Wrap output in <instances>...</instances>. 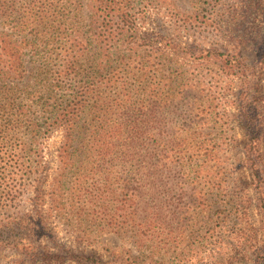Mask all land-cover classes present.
Returning a JSON list of instances; mask_svg holds the SVG:
<instances>
[{
    "label": "rangeland",
    "instance_id": "obj_1",
    "mask_svg": "<svg viewBox=\"0 0 264 264\" xmlns=\"http://www.w3.org/2000/svg\"><path fill=\"white\" fill-rule=\"evenodd\" d=\"M128 1L134 34L111 21L98 0H62V12L53 0H0V41L9 45L1 114L9 101L42 126L32 139L0 120V224H17L12 236L24 241L0 247V264H41L25 260L33 247L57 256L52 264H92L91 257L106 264H253L251 253L264 246L252 161L259 142L264 171V0H119L122 10ZM100 23L109 40L96 35ZM69 45L111 63L108 77L147 75L155 89H166L165 117L151 129L150 145L115 147L132 130L113 128L106 149L76 142L78 156L66 169L64 126L45 130L44 111L52 119L54 107L38 106L43 92L33 79L53 78L60 49ZM111 112L114 120L122 116ZM99 120L90 115L79 124ZM178 145L179 156L172 151ZM175 199L173 220L166 211L146 224L144 214L133 217L137 206Z\"/></svg>",
    "mask_w": 264,
    "mask_h": 264
},
{
    "label": "trees",
    "instance_id": "obj_2",
    "mask_svg": "<svg viewBox=\"0 0 264 264\" xmlns=\"http://www.w3.org/2000/svg\"><path fill=\"white\" fill-rule=\"evenodd\" d=\"M98 1L100 2L99 6H101L105 12L111 14V21L114 18L116 19L117 26L120 27L123 32L133 34L136 32L135 18H133L132 15H129L130 12L125 14V11L130 10L132 7L131 1H128L127 7L123 10L119 0ZM53 2H55L58 11L62 12V6L60 5L62 4V0H53ZM101 23L99 24V28H97L101 33H96V35H98V37L103 36L105 37V40H109L112 37V34L103 31ZM81 44H85L84 40H82ZM8 46L9 45L6 41H0V83H2V81L8 76L5 70V65L3 64L5 61L2 59V56L7 55L9 52ZM58 57L54 77L50 78L45 75L38 82L37 79L34 78L33 83L36 82L34 88L36 90L38 89L37 91L43 92L40 101H38V106H40L42 110H46L51 106L54 107L51 111L52 119L50 117L47 118L45 114L48 112L44 111L43 116L47 120V123H44L46 126L45 130L48 131V128L54 127V125L64 126L66 135L60 154L62 160L66 162V169H71L74 166L73 161L75 157L78 156L76 154L79 147H76V142L80 141V143L83 144L88 143L91 151L92 149H95L96 151L99 149H106L108 146L107 142L110 140L106 133L113 128L123 127L128 129L129 135L132 130V135L127 137L123 143L113 141L115 147L127 149L130 146L137 144L139 149H143V147L150 145V141L147 139H151V129L155 130L158 121L164 119L165 115L163 107H165L168 102L166 98H164L166 89L162 87L161 84L157 85L155 89L154 85H152V78L147 77V75H144V77L139 76L138 78H136V76L124 75L108 77V73L103 74V71L107 68L109 71L112 68V64L102 62L101 64L99 63V65L92 58L90 51L83 45H69L63 47L60 49V55ZM238 71L240 72L241 70L239 69ZM23 78L24 76L20 77V79ZM127 86L129 87L128 89ZM173 89L179 90L178 84H175ZM121 91L124 94L123 97L121 96ZM2 92L3 91L1 90L0 94ZM24 92H28V88H25ZM5 95H8V93ZM136 100H138L139 103H136ZM115 101H119V104H115ZM134 104H137L140 109L131 112ZM93 106L96 108L94 112L91 110ZM6 107L9 112L7 111V113L5 112L6 115H2L1 112H3L4 108L0 106V120L6 121L8 131L12 133L17 129H23L30 138L36 139L42 127L40 122L32 117L27 109L16 108L9 101L6 104ZM100 107L105 109L102 114H100ZM111 109L122 112V116L119 120L113 119L112 115L114 112H111ZM108 112L111 114V117ZM90 115L93 118H100V120L98 122L87 123L86 125L79 124L84 117L87 118ZM109 117L111 123L105 124ZM257 128L259 129L260 125H257ZM174 134H176L175 131ZM105 143L106 145H103ZM137 146L132 147L136 148ZM174 148L175 149L172 151L176 152L177 155L181 153V151L180 153L178 152L179 145ZM254 150L256 154H258L252 155L253 167L256 171L257 178H259L256 187L258 188L260 195L258 206L264 212V178L261 179L259 174L261 170L262 172L264 171L263 169H260V163L257 165V161L261 159L262 154L259 142L256 143ZM175 202L176 199L174 202L172 200L163 201L161 202V205L148 203L143 210H140V206H137L133 213V217H135L134 219H136L137 216L141 218L144 214L142 218H144L143 221L146 224V222H148L147 218L150 221L153 220L150 215L162 217L164 216L162 212L166 211V213L169 212V215H172L173 220L176 214L175 209L177 208L175 206L173 207ZM239 210V213L243 214L244 206L241 205ZM235 221L236 224H238L239 217H237V215ZM162 222L166 224V227L168 226V222ZM155 223L156 222H154L153 225H155ZM17 227V224H0V247L12 245L18 248L23 244V240L17 242L18 239H16V236H12L15 233L12 228ZM45 228L46 227L43 226L40 229ZM45 232L46 231H44V233ZM1 236H6V238H2ZM255 237H257V234L254 235V238ZM47 241L55 242L53 235L50 233H48ZM137 242L139 243V241H136V243ZM29 243L31 246V242H28V244ZM251 254L253 255V264H264V246H261L257 252ZM24 256L25 260L28 262L41 261V264H52L51 262L53 258L58 259L57 256L51 258L52 256L50 257L48 253L43 250H37L36 247H33L32 250ZM88 260H90L92 264H106L99 259L92 257L88 258ZM13 262L18 263V261Z\"/></svg>",
    "mask_w": 264,
    "mask_h": 264
}]
</instances>
